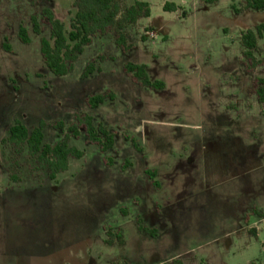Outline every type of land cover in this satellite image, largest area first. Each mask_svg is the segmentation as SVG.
I'll return each mask as SVG.
<instances>
[{
	"label": "rangeland",
	"instance_id": "obj_1",
	"mask_svg": "<svg viewBox=\"0 0 264 264\" xmlns=\"http://www.w3.org/2000/svg\"><path fill=\"white\" fill-rule=\"evenodd\" d=\"M134 2L150 16L124 30L131 51L113 31L97 36L71 73L55 77L30 18L49 9L69 29L74 1L0 0V264H264V114L254 93L264 39L251 72L241 45L264 13L246 11L245 0H116L121 13ZM94 61L99 72L83 78ZM129 63L164 90L141 87ZM107 93L113 101L89 108V97ZM77 116L113 133L114 148L102 155L82 129L70 144L84 157L55 182L27 148L15 157L3 143L19 121L30 131L44 123L54 145V126L67 134Z\"/></svg>",
	"mask_w": 264,
	"mask_h": 264
},
{
	"label": "trees",
	"instance_id": "obj_2",
	"mask_svg": "<svg viewBox=\"0 0 264 264\" xmlns=\"http://www.w3.org/2000/svg\"><path fill=\"white\" fill-rule=\"evenodd\" d=\"M76 10L71 15L70 26L56 19L54 13L49 10H43L41 16L30 18L33 34L40 37V54L43 64L48 71L55 77H65L73 71L74 64L82 55L84 49L91 45L93 39L97 36H105L109 32H114L116 39L115 45L121 48L124 53H128L134 47L127 45L124 30L129 26H135L139 19L148 18L150 11L148 6L143 3L134 2V4L120 12L116 0H73ZM219 0H204L206 5H214ZM245 10L257 13H264V0H245ZM165 10H175V7L167 5ZM235 14L240 11L235 9ZM44 22L50 29V37H42L41 23ZM258 39H264V23L255 27L254 30L244 32L241 36V45L244 49L242 56L251 64L250 72L262 65L255 58ZM19 40L23 44H29L28 30L22 24L19 28ZM3 48L8 51L9 46L5 43ZM99 72L95 61L90 63L83 74V78H88ZM125 73L132 80L146 89L163 91L165 86L162 82L151 81L147 68L136 64H127ZM254 93L258 103L263 107L264 114V78L256 79ZM109 99L113 101L112 93L105 95H95L87 99L90 109L95 110ZM77 123L70 126L67 134L64 133V124L57 123L54 128L60 131L61 139L54 145L45 143L44 127L41 123L38 127L30 131L21 122L16 121L8 131V137L4 139V144H9L13 148L15 157H19L25 148L28 149L30 158L37 164L39 170L48 172L50 181H57L60 174L68 171L69 161L71 159L79 160L84 157V153L71 146V140H77L81 136L83 129L88 141L99 147L102 155L114 148L115 136L104 126L97 128L93 124L90 116L76 118ZM65 134V135H64ZM105 163L111 166L110 159L105 158ZM145 174L152 183V186L159 189V183L156 180L157 174L153 171H146ZM140 230L145 231L141 226ZM152 236L154 232H149ZM256 235L255 230L250 231ZM118 241L122 243L121 234L118 233ZM172 264H182L175 260ZM258 264V263H257Z\"/></svg>",
	"mask_w": 264,
	"mask_h": 264
}]
</instances>
